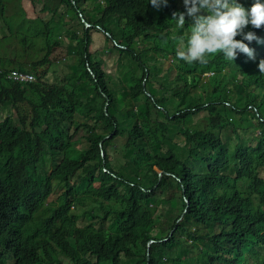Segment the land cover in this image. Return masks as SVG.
<instances>
[{
	"label": "trees",
	"instance_id": "trees-1",
	"mask_svg": "<svg viewBox=\"0 0 264 264\" xmlns=\"http://www.w3.org/2000/svg\"><path fill=\"white\" fill-rule=\"evenodd\" d=\"M60 1L82 28L65 31L72 44L55 37L44 5L51 14L30 35L42 38L41 56H0V264H264V26L244 29L260 41H243L254 59L187 63L176 53L194 21L172 19L183 0L159 10L149 0ZM91 29L118 54L116 80L90 51ZM10 69L35 80L9 79ZM158 70L174 83L168 94ZM80 127L85 146L75 147ZM249 127L254 143L241 136ZM161 223L167 231L154 234Z\"/></svg>",
	"mask_w": 264,
	"mask_h": 264
},
{
	"label": "rangeland",
	"instance_id": "rangeland-1",
	"mask_svg": "<svg viewBox=\"0 0 264 264\" xmlns=\"http://www.w3.org/2000/svg\"><path fill=\"white\" fill-rule=\"evenodd\" d=\"M5 2L7 8L4 11L5 17L0 16V40L4 39L3 43L0 42V56L3 55L4 57L9 58L12 55L14 56L15 53L16 61L18 60L27 63L41 56V54L43 53V51L40 49V47L43 45L42 38L40 36L34 38L33 36L30 35H33L37 31V28L39 30L42 27V24L40 20L37 19V17L46 18L48 15L51 14L49 11L42 10L44 5H47L49 8H51V10L53 9L55 11L54 17L55 19L58 20L57 21L58 24L53 28L52 32L55 34V37L63 43V45L66 46L72 44L73 41L71 40L72 38L69 39V36L65 35L66 34L65 31L67 30V28L74 29L78 34L82 32V28L79 25L78 20L75 18V15L71 11V9L67 7L65 3H62L60 0H23L22 2L21 0H9V2L5 0ZM6 23L8 24V26L13 27L12 30L13 33H10ZM90 32L92 35V43L90 45V51L98 52L102 56L104 60L102 64L103 69L114 80H116L117 76H119L118 66L116 65L117 57H118L117 52L114 51L113 49H111L108 52L107 50H105L106 44L109 45L110 42L105 40V37L101 32H98L97 30L94 29H91ZM22 33L29 36L22 37L20 36V34ZM24 38L27 40H24ZM170 60H171L170 58L163 56L161 58L162 63H166L165 67L167 66V63L171 62ZM13 62L14 60L9 65L14 64ZM57 66L59 69L61 65H57ZM53 69L55 70V66L53 67ZM55 71L57 72V70ZM158 72L161 73V77L157 75V80L161 85V89L167 91V88L174 85V83L170 81H166L167 78L163 75L164 72H161L159 70ZM205 74L207 75L208 73ZM47 77L49 81H53L54 79L53 70L49 72ZM150 80L149 82L151 83V85L157 88L158 85ZM150 83H148L149 89L151 88ZM168 93L169 91H167V94ZM164 107L165 110H168L169 114L171 115V113L174 112L175 102L167 101L165 102ZM3 115L4 114L1 113L0 110V119L3 117ZM85 133L86 131L84 130V128L80 127L78 129L72 140L73 146L75 147L85 146V142H84ZM255 133H257L256 127H249L241 134L243 141L254 143L257 139ZM228 134H230V138L227 141V138L229 137ZM228 134L226 133L224 137L227 141V144L229 146H232V144L236 141V138L230 130H228ZM172 136L174 135L172 134ZM171 139L172 141H174L175 137H172ZM59 191L60 189L59 188L57 189V187H55V190L53 191L52 194L53 200L57 197ZM167 208L169 209L170 215H172V217H174L175 214L179 211L177 207L170 208V205H167L166 209ZM81 224L86 226L92 224V222L88 223V221L82 219ZM100 225L101 224H98L96 222H94L93 224V226L96 227H99ZM163 226H165V223H161L160 225H158V227L153 231V233L155 234L157 230L161 227L164 228ZM6 264H11V263L7 261Z\"/></svg>",
	"mask_w": 264,
	"mask_h": 264
},
{
	"label": "clouds",
	"instance_id": "clouds-1",
	"mask_svg": "<svg viewBox=\"0 0 264 264\" xmlns=\"http://www.w3.org/2000/svg\"><path fill=\"white\" fill-rule=\"evenodd\" d=\"M149 3L156 10L168 6V0H149ZM183 5L185 11L173 12L172 19L177 21L179 28L184 27L186 16L192 18L194 24L186 50L176 53L178 59L207 64L208 56L222 53L226 59L233 61L237 52L254 59L253 49L243 41H260L253 32L245 33L244 29L248 25L255 29L264 26V3L255 0L248 10L237 0H183ZM202 10L207 15H198ZM237 36H242V40L235 39ZM258 69L264 74V59L259 61Z\"/></svg>",
	"mask_w": 264,
	"mask_h": 264
},
{
	"label": "built area",
	"instance_id": "built-area-1",
	"mask_svg": "<svg viewBox=\"0 0 264 264\" xmlns=\"http://www.w3.org/2000/svg\"><path fill=\"white\" fill-rule=\"evenodd\" d=\"M7 77L17 82H29L35 80V77L30 73H24L17 69L9 70Z\"/></svg>",
	"mask_w": 264,
	"mask_h": 264
},
{
	"label": "water",
	"instance_id": "water-1",
	"mask_svg": "<svg viewBox=\"0 0 264 264\" xmlns=\"http://www.w3.org/2000/svg\"><path fill=\"white\" fill-rule=\"evenodd\" d=\"M86 26H88V24H86ZM161 175V171L159 172V176ZM153 240H150L149 243L147 244V259H148V249H149V244L152 243Z\"/></svg>",
	"mask_w": 264,
	"mask_h": 264
},
{
	"label": "crops",
	"instance_id": "crops-1",
	"mask_svg": "<svg viewBox=\"0 0 264 264\" xmlns=\"http://www.w3.org/2000/svg\"><path fill=\"white\" fill-rule=\"evenodd\" d=\"M23 0H21V2H22ZM7 2H9V0H7ZM16 4H17V1H16ZM25 11V10H24Z\"/></svg>",
	"mask_w": 264,
	"mask_h": 264
}]
</instances>
